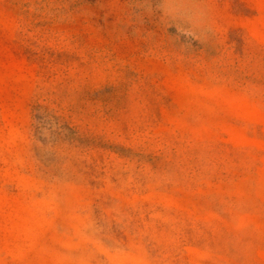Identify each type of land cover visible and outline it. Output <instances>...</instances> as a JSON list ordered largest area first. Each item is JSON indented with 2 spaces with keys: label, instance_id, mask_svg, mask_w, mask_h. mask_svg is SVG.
<instances>
[{
  "label": "rangeland",
  "instance_id": "rangeland-1",
  "mask_svg": "<svg viewBox=\"0 0 264 264\" xmlns=\"http://www.w3.org/2000/svg\"><path fill=\"white\" fill-rule=\"evenodd\" d=\"M0 264H264V0H0Z\"/></svg>",
  "mask_w": 264,
  "mask_h": 264
}]
</instances>
